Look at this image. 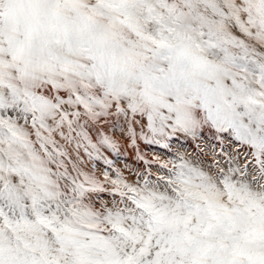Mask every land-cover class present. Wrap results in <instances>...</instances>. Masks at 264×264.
Listing matches in <instances>:
<instances>
[{
    "label": "snow or ice",
    "instance_id": "obj_1",
    "mask_svg": "<svg viewBox=\"0 0 264 264\" xmlns=\"http://www.w3.org/2000/svg\"><path fill=\"white\" fill-rule=\"evenodd\" d=\"M0 264H264V0H0Z\"/></svg>",
    "mask_w": 264,
    "mask_h": 264
},
{
    "label": "bare ground",
    "instance_id": "obj_2",
    "mask_svg": "<svg viewBox=\"0 0 264 264\" xmlns=\"http://www.w3.org/2000/svg\"><path fill=\"white\" fill-rule=\"evenodd\" d=\"M142 150L148 153L149 158H151L153 152L159 153L158 148L155 146H142ZM121 159H123V157H121ZM128 162L130 164L133 163L132 157L130 155L128 156Z\"/></svg>",
    "mask_w": 264,
    "mask_h": 264
},
{
    "label": "rangeland",
    "instance_id": "obj_3",
    "mask_svg": "<svg viewBox=\"0 0 264 264\" xmlns=\"http://www.w3.org/2000/svg\"><path fill=\"white\" fill-rule=\"evenodd\" d=\"M158 152H160V150L158 149Z\"/></svg>",
    "mask_w": 264,
    "mask_h": 264
}]
</instances>
